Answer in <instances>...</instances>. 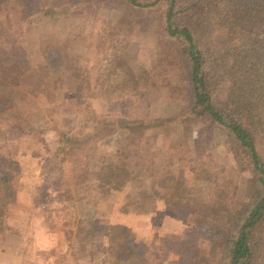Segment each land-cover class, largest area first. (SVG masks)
<instances>
[{
    "label": "trees",
    "instance_id": "1",
    "mask_svg": "<svg viewBox=\"0 0 264 264\" xmlns=\"http://www.w3.org/2000/svg\"><path fill=\"white\" fill-rule=\"evenodd\" d=\"M38 1L0 0V123L13 119L30 124L19 117V103H32L49 82L41 75L42 66L32 67L20 40L26 33L23 24L28 20L27 11ZM43 1L49 4L36 11L41 20H54L69 9L73 13L83 8L91 10L96 5L106 14L119 11L120 23L133 19L141 29L154 26L159 37L173 48L181 69L180 90L187 102L186 113L196 122H211L220 129L252 175L241 201L235 200L231 187L216 183L214 177L207 179L214 182L213 187L191 186L174 161L159 165L155 147L139 142L143 130L166 125L171 119L148 118L144 123L110 118L93 121L95 126L89 132L83 127L59 135L60 144L51 154L54 161L50 164L57 160L52 167L59 172L70 167L68 195L72 188L76 195L95 189L106 197L130 185L135 198L125 205V214L151 213L158 202L166 208L178 206L188 197L198 198L223 212L224 218L216 226L201 218L195 221L189 231L200 237L204 246L194 247L191 256L184 254L181 264H264V0ZM134 47H112L107 60L109 80L99 81L110 82L107 87L101 85L106 98L139 95L147 87L146 72L136 74L132 69ZM40 51L50 74L63 67L74 79L88 84V77H82L74 59L61 56L59 50L54 54L52 49L41 47ZM86 90V94L95 96L89 87ZM29 128L37 135L34 127ZM115 129L127 133L123 147L99 162H88L85 150ZM19 173L15 161L0 153V237L5 234L7 212L16 201ZM53 187L57 192L58 187ZM125 229L121 224L108 226V255L101 264H126L134 255L147 253L146 244L136 243ZM94 235L91 223L79 219L71 236L66 234L68 254L75 260L82 259Z\"/></svg>",
    "mask_w": 264,
    "mask_h": 264
},
{
    "label": "rangeland",
    "instance_id": "2",
    "mask_svg": "<svg viewBox=\"0 0 264 264\" xmlns=\"http://www.w3.org/2000/svg\"><path fill=\"white\" fill-rule=\"evenodd\" d=\"M48 4L39 0L27 11L28 20L23 24L26 33L20 40L32 67L42 66L41 75L50 83L38 98H32V103H19V117L30 124L13 119L0 123V153L15 161L20 172L16 201L4 219L0 254L5 259L16 258L20 264H101L108 255V226L121 224L133 234L136 243L148 248L144 256L134 255L126 264H181L184 254L191 256L194 247L204 246L189 228L200 218L212 226L221 224L224 213L188 197L178 206L164 208L158 202L151 213L125 214V205L135 198L130 185L106 197L95 189L76 195L72 187L68 195L70 167L59 172L52 167L57 160L50 164L54 161L51 154L60 144L59 135L83 127L89 132L95 120L119 118L146 123L148 118L171 119L166 125L143 130L139 142L155 147L159 165L174 161L175 168L184 171L189 185L213 187L214 182L207 179L214 177L216 183L231 187L235 200L241 201L252 178L250 170L220 129L211 122H196L186 113L187 102L180 90L181 69L173 48L159 37L154 26L141 29L133 19L120 23L119 11L106 14L96 5L91 10L83 8L73 13L69 9L54 20H41L36 11ZM119 43L135 46L132 69L136 74L144 70L148 85L139 95L127 93L108 99L101 94V85L107 87L110 82L99 81L109 80L108 55ZM41 47L52 49L54 54L59 50L61 56L74 59L82 77H88V84L74 79L63 67L50 74L44 67ZM86 86L95 96L86 94ZM25 125L34 127L37 135ZM111 133L85 150L88 162H99L123 147L127 133L118 129ZM53 185L58 187L57 192ZM79 219L89 221L95 235L86 247V255L75 260L67 252L66 234L71 236Z\"/></svg>",
    "mask_w": 264,
    "mask_h": 264
},
{
    "label": "crops",
    "instance_id": "3",
    "mask_svg": "<svg viewBox=\"0 0 264 264\" xmlns=\"http://www.w3.org/2000/svg\"><path fill=\"white\" fill-rule=\"evenodd\" d=\"M5 256L8 257L9 255ZM0 264H20V262H18L16 258L12 257H9V259H5V257L0 254Z\"/></svg>",
    "mask_w": 264,
    "mask_h": 264
}]
</instances>
